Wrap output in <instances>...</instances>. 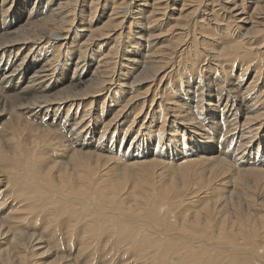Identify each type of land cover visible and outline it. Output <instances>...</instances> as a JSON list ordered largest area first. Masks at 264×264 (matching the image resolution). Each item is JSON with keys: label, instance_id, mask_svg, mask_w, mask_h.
Listing matches in <instances>:
<instances>
[{"label": "rangeland", "instance_id": "obj_1", "mask_svg": "<svg viewBox=\"0 0 264 264\" xmlns=\"http://www.w3.org/2000/svg\"><path fill=\"white\" fill-rule=\"evenodd\" d=\"M110 1L111 0H106V3ZM214 1H212V3L210 0H193L188 6H185L186 10L180 11L178 8H176V10L171 9H173V6L181 7V1L162 0V3L167 4L162 6L164 7L165 13L161 10L159 19L149 23V12H142V17L144 19L142 17L139 18V24L132 18L135 16V12H131L135 8L133 5L137 4L138 0H124L121 8L122 10L120 9L119 14L121 15L124 10H127L128 16H121L114 19V21L122 20L120 22V28L115 31H117V33H120V31L123 32L117 37H114L115 35L112 36V33H110L111 37H108L109 40L105 38L103 41H100L101 43L98 41V44L97 42L94 44H83V42L80 45V42L86 36L83 38L78 37L76 40V37L72 39L74 34L71 32V29L75 28L79 23L87 24V21L90 19V21L92 20V22H89L91 28L97 30V27L101 26L104 22V16L107 15L109 11L107 8L104 10L102 8L103 11H101V0H99L94 10L95 12L92 11L91 13L87 8L89 0H86L84 3L85 6L82 7L83 17L77 19L76 14H74L72 24L66 25L67 28L70 26L68 34H71V38L68 40V46H61L59 53L60 57L55 62L56 78L58 76L59 78L65 77V79L61 81V84L59 82L56 83V88H63L62 86L68 84V77L72 74L73 65L77 61V55L80 49H86L88 47L85 50L86 53L84 57L86 61L89 60V63H94L96 59H100L99 56L102 54L103 49L113 46L115 47L114 60L112 59V62L115 63L112 65L114 75L111 77L113 81L111 89H114L113 92L109 90L106 93L103 92V94H100L96 100L91 102V107L87 104L90 103L88 100H83L84 102L80 101L81 104L77 107L73 104L68 112L65 110L68 107V104H66L64 107H60L57 113L56 108L51 110L49 108L47 112L34 115H31L32 112L18 109V103L13 104L14 102L11 103L9 99H4L0 109V170H3L9 176L8 178L11 179L26 175L30 177V170L32 168L37 170L39 178L42 180V184L46 189L45 200L46 198H52V188L43 182L46 177L52 176L57 179L60 176L64 178L67 177L64 174L66 171L71 175L70 184L73 188H76L75 191L86 189V187H92L96 182H100L103 185L119 187L124 185L122 175L133 172V168L123 164L130 160H134L135 156H127L128 153L134 151L133 153L138 155L135 159L140 157L139 160H143L142 156L144 155L142 154L146 152V150L156 151L157 155L152 156L164 161L165 165L164 168L162 165L153 166L154 169L152 170L157 172L153 179L156 187L152 185V187L146 188L140 195L138 191L133 193L136 200H132V202H137L136 204H138L142 210L146 211L149 208L148 205H145L146 202L141 201L142 198L145 199V197L149 196L152 200L157 194L156 189H161L162 185L166 189V184H171V180H169L171 174L178 172V168L185 164L181 161L186 157V154L188 159L199 158L200 154L208 158L213 157L214 160L212 161H199L193 165L192 178L188 180V187L190 186L188 191H190V196L186 193L187 195H184L185 197L183 196V202H178L176 209L172 207L173 201L167 200L166 203H162V201L156 203L157 207L154 211L158 214V217H164V219L160 218V220H158L154 214L149 220L140 221L137 215L134 219H131L133 224L139 226L132 235L139 234L140 232H148L151 233L153 237L154 235L158 236V238L161 239L160 241H162L163 239L159 234L162 232L161 228L177 227L182 223V216L184 214L189 215L188 218L193 220L195 212H200L202 209L211 212L213 209L219 207L224 209L225 207L223 210V217L226 218V226H230V230L237 234L232 236L231 233L228 232L230 230L223 231L224 233L222 232L221 234L231 239L233 245L230 246L231 243L224 244L228 247L222 246L220 250H224L225 248L230 250L232 247L234 251L237 249V252H242L241 248L243 244H245V248L248 250H256V258L253 260L258 264H264V238L258 236L256 239L255 233L253 232V228H259L264 235V114L257 122L253 121L254 124L250 125L249 129H253L251 133H245L244 136H247L246 139L248 142L244 139V136L241 138V127L243 126L240 125L245 120L247 114L245 109L256 112L260 108V106L259 108L257 107L259 103L254 105L253 102L261 97V93L259 92L264 88V18L255 19L256 22H258L255 24V26H257L256 28L263 30H259V33H253L251 31L245 34L243 33L244 31L238 28L235 20H232L230 13L219 10L218 5L220 3H217L219 0ZM147 2L149 4L152 0H147ZM46 3V0H0V10H7L4 16H1L2 14L0 11V22L4 19L5 22H7L12 17L11 19L14 23H17V20H20V18L16 20L18 15H16V13L23 15V12L26 11L27 13V10H31V14L36 10L42 11V13L45 12L46 14L49 7ZM244 4L246 6H244L245 11L248 10L250 12L253 6L249 4L247 7L248 4L245 1L243 5ZM9 5H11L10 8H8ZM212 7L215 13L218 14V19L224 24L223 27H225V24L231 27H229L230 34L227 32L230 38L232 36L236 41H242V43L250 44L254 47L253 50L255 49L256 56H253V64L250 63V65L246 67L247 60H237L233 63L227 61L221 62L215 60L217 58L212 56L213 52L218 53L219 47L221 46V49L225 44L222 39L218 41L219 37H225H223L224 35L221 33V27H217L213 23L214 18L210 15ZM145 9L150 11L151 8L148 6L145 7ZM101 12H104L102 17L99 16ZM10 13L12 16H10ZM178 15H188V17L184 16L185 18L181 16L184 24L188 22L183 30L173 27L175 23L170 19ZM134 21L137 23L133 24ZM21 23L22 22L19 24ZM200 23L204 24V26L206 25V28L204 26L201 27ZM128 28H130V30ZM42 30L43 28H36L34 32L39 33ZM205 32H209L208 34H211V36L205 35ZM126 34L128 35L127 38ZM141 35H143V37H141ZM191 35H194L192 36L194 39ZM144 37L147 39L146 41H144ZM114 38L115 40H113ZM191 40L197 41L194 52L189 49L188 51L185 50L182 54L181 52L178 54L176 53L171 62H169L166 67L161 68L163 71L158 72V79L164 73H168L163 81L159 82V80H154L142 86H134L135 89H137L134 94L139 93V96H144L145 89L150 85V91L153 89L155 93L157 92V97L161 100L166 95L165 91H167V88L165 89V83L168 82L170 88L169 92L174 94L172 97L185 104V111L190 110L188 115L195 117L193 119L195 125L186 124V122L177 119V117H173L171 112L168 113L165 117L163 116L164 125L162 129L164 131V137L161 141L162 146L155 148V137L148 135L145 126L148 124L149 117L152 116V130H155L159 124V114H161V112L157 111L158 107L155 108L156 111H151L154 104L149 108L151 95H146L147 101L144 105L145 109L141 112L142 116L140 120L135 117V122L132 125L133 129L129 130L124 138V129L128 127V124H131L134 111L128 113V115L122 117L118 121L112 122L111 120L113 126L110 125L112 114L114 115L115 111H117L116 109L125 102L126 96L128 97L130 95L129 93L122 95V91H119V89L115 91V85H117L116 83L118 82H122L121 84L123 85L125 82L132 81L135 74L140 71L143 66L139 65V67H141H138V70H132V74L124 76L126 70L122 64H125L126 61H121L122 54H126L131 58L135 57L143 63L148 50H153L157 47H174L177 44L190 42ZM65 41L62 42L64 43ZM217 42L219 43L217 44ZM43 44L44 43L38 45L37 48L32 51L36 52L40 47H45ZM108 48H106V50ZM182 48H184V46ZM194 54L196 57L197 54H199V58H195ZM51 56L52 54L50 51L46 52L45 55L43 50L41 53L39 52L36 54L37 60L49 59ZM224 59L228 60L227 58ZM192 60H196V63L192 65L191 69L190 61ZM256 65L260 66L257 75L254 74L257 68ZM242 68L246 69L243 71ZM184 72L187 74H184ZM75 73L73 72V74ZM153 73V70L148 71L146 76H152ZM28 74L26 76H28ZM110 76H112V74ZM88 77L89 75L86 78ZM153 78H155V76ZM22 81H26L24 76L21 78V82ZM120 87L125 89V87ZM6 89L7 88L4 87L0 91H3L2 93L5 94ZM150 91L148 93H150ZM176 95L179 96L177 97ZM104 97V102H101ZM255 97H257V99ZM146 99L144 96V98H140L136 104ZM133 105L131 107H133ZM141 105V103L138 104L136 109ZM83 110L86 111L83 112ZM250 111H248V113ZM82 112L86 113L85 116L87 117L84 116L85 118L82 119ZM146 114L148 115L147 118H145ZM80 118L82 119L81 121ZM142 122L143 126L140 129L141 132H139V135L137 134L135 136L136 133L134 131ZM260 123L261 125H259ZM83 124H86V128H83ZM247 129L248 128H246L245 131ZM122 139L124 140L121 142ZM182 140H185V143H183ZM74 141H78L79 143L83 142L82 145L84 147L76 146L74 148L78 151L72 153L71 143ZM132 141L133 143L129 146V143ZM86 144L87 147H85ZM96 153L112 156V159L106 161L103 157H97ZM75 160L84 162L90 169H96L97 174H91L93 180L90 181V174L87 172V169L73 164ZM215 161L219 162L214 164ZM177 163L180 164L177 165ZM160 172L162 173L159 174L160 177H158L157 174ZM5 183H7L9 187L12 184L10 180L5 181ZM5 187L6 184L2 185L0 190H3ZM126 188L129 187L126 186ZM11 190L12 187L9 188V191ZM127 191H131L130 188ZM4 193H6V190H4ZM194 194L201 197L202 195L205 196L202 198L198 196V199ZM178 197L180 196H173L171 199L176 200ZM187 197H191L192 201L189 202V200H186ZM193 201L196 202L193 203ZM91 206V209H95L94 204L91 203ZM167 211L169 213H167ZM46 212H48L47 209L43 211L38 221H29L20 228L27 232H37L41 236L44 235L42 239L44 243H48L52 247V254L39 259L32 256L31 250H25V264H51V260L56 255H70V258L75 260L73 264H143L139 263L137 260L133 261L134 257H132L131 252L126 250L125 244L120 245L119 250L115 251L116 249L111 245L115 237H107L106 234L100 238L99 242H92L89 238L86 240V244H82L83 240L85 241L86 237H88L89 230L85 228V231L87 230L85 232L80 225L73 227L74 230H72V233L76 238L70 241L69 229L73 223L75 224L74 219L71 217L58 215L56 217L57 230L55 231L56 233H53L54 223H48V219L51 220V217L47 216ZM168 214H170V216ZM179 216V221L176 224H172V222L178 220ZM200 216L197 225H194L193 222L191 225H185V232L169 236L167 240L176 244H183L185 247L190 248L192 244H200V242H194L192 238L197 235L202 236L200 232L201 229H203L206 232V239L215 241V236L219 234V231L214 229L215 222H213V219L209 220V218L204 220L205 217H212L211 213L209 215L205 214ZM125 217L124 214L120 215L121 220H125ZM242 224L243 226L240 228ZM237 226H239L240 231L239 229L236 230ZM155 227H159L160 232L153 234ZM78 235L80 236L78 237ZM251 237L254 238V241L253 243H248ZM189 239L192 241V244L191 241L187 243L184 242ZM79 246H82L80 250L83 249V253H77ZM3 247H5V244L0 243V249ZM243 256H245V254H240L237 257L242 258ZM196 258L198 261L213 260L216 259V252L206 247H199Z\"/></svg>", "mask_w": 264, "mask_h": 264}, {"label": "bare ground", "instance_id": "obj_2", "mask_svg": "<svg viewBox=\"0 0 264 264\" xmlns=\"http://www.w3.org/2000/svg\"><path fill=\"white\" fill-rule=\"evenodd\" d=\"M179 1L182 2L180 3L182 4L181 7L173 6L172 7L173 9L171 8L170 9L176 10V8H178L180 11L184 10L185 6H188V4H190L193 0H179ZM205 1H208V0H205ZM210 1L212 2L214 0H210ZM244 1L247 2L248 4L247 7L249 6V4L250 6H253L250 12L248 10L245 11V8H244L245 4L243 5ZM244 1L243 0H240V1L238 0H219V2L217 1V3L218 4L220 3V4L219 5L217 4V5H218L219 10H222L225 13L226 11L230 13L232 20L233 19L235 20L238 28L244 31L243 33L248 34L251 31L253 33L254 32L259 33L260 32L259 30H263V29L256 28L257 26H255V24L258 22H256L255 19L264 18V0H244ZM46 2H47L46 5L49 6L46 14L45 12L42 13V11H39V10H36L35 12L31 14V10L30 11L27 10V13L26 11H24L23 15L16 13V15L18 14L16 17V20L20 18V20H17L18 24L14 23V21L11 19L12 17L7 22H5V19L0 22V90H2L4 87L7 88L5 94L2 93L3 91L2 92L0 91V109H1V104L4 102V99H9L11 103L14 102L13 104L18 103V106H17L18 109H24L27 112H32L31 115L40 114L42 112L43 113L47 112V109L49 108L50 110L56 108V113H57L59 108L64 107V105L66 104H68L67 105L68 107L66 106L67 108L65 110L68 112V110L73 106V104L77 107L81 104L80 101L88 100L90 103H87V104L90 106L91 102L93 100H96L97 97L100 96V94H103V92L106 93L109 90L110 92H113L114 90V89H111L112 82H113L111 80V77H113L114 75L112 65L115 64L112 62V59L115 55V51H114L115 47L113 46L109 48L106 47L108 48L107 50L106 48L103 49L102 54L100 55L101 57L99 56L100 59H96L94 63H89V60L86 61L84 57L86 53L85 50L88 47L86 49L85 48L80 49V52L77 55V61L73 65L74 68L72 69L73 70L72 74L71 76L68 77V80H67L68 84L65 86H62L63 88L61 87L56 88L57 86L56 83L59 82L61 84V81L65 79V77H62V76H61L62 78H59L58 76L56 78L55 62L60 57L59 53H60L61 46H66V45L68 46V40L71 38V34H68L70 30L69 28L70 26L67 28L66 25L72 24L74 14H76L77 19H80L83 17L82 7L85 6L84 3L86 2V0H58V1L46 0ZM98 3H99V0H89V4H87L88 5L87 8L89 9V12L91 13L92 11L95 12L94 10L96 6L98 5ZM123 3H124V0H111L109 3H106V0H101V3H100L101 11H103L106 8L107 10H109L107 15L104 16L105 17L104 22L103 23L101 22L102 24L101 26L97 27L98 28L97 30H94L91 28V24L89 22H92V20L90 21V19L89 21H87V24L79 23V25L71 29V32H73L74 34L72 39L76 37L75 38L76 40L78 37L83 38L84 36H86L80 42V45L83 42H84L83 44H87V43L94 44L95 42H97L98 44V41L100 42V41H103L105 38L108 39L109 36L111 37L110 33H112V36L115 35L114 37H117L118 35H120L123 31H120V33L119 32L117 33V31L115 30L120 28L119 26L122 20L114 21V19L119 18L121 16L123 17L128 16L127 10H124L122 12L123 14L121 15L119 14L120 9L123 6ZM165 4L162 3V0H152V2H150L149 4L147 0H138V3L133 5L135 8L131 12H135L134 13L135 16L133 15L134 17L132 18L135 19L139 23V20H140L139 18L143 16L142 12H149L148 16L150 20L148 22L149 23L155 22L157 19H159V16L161 15V10H163L165 13L164 7H162ZM172 5H175V4H172ZM10 6L11 5H9L8 8H10ZM148 6L151 8L150 11L145 9V7H148ZM0 11L2 14L1 16H4L7 10L1 9ZM102 14H104V12H101L99 16L102 17ZM210 15H212L214 18V21H213L214 25H216L217 27H221L220 28L221 33L222 35H224L223 37H225V38L219 37L218 41L222 39L224 40L223 42L225 44L223 45L221 49H220L221 46L219 47L217 45L219 47L218 53L213 52L212 56L217 58L215 60L221 61V62L227 61V62L233 63L237 60H247L246 67H248L250 63H252L253 56H256V52L254 51L255 49L253 50L254 47H252L250 44L242 43V41H236L234 37L232 38V36L230 38L227 33L230 30L229 29L230 26L225 24V27H223L224 24L221 22L220 19H218V14L215 13V11L213 10V7H212V11ZM10 16H12L11 13H10ZM181 16L182 15L173 16L170 19H172L175 23L173 27H175L176 29L183 30L185 29L184 27H186L188 22L184 24L182 17H184L185 15L182 17ZM185 17H188V15ZM136 21H134L133 24L137 23ZM20 22L22 23L19 24ZM202 23H200L201 27L204 26V24ZM36 28H39V29L43 28V30L40 31L39 33H35L34 30H36ZM130 28L128 29L130 30ZM208 33L209 32H205V35L211 36V34H208ZM192 36L194 35H191V37ZM127 37L128 35L126 36V38ZM141 37H143V35H141ZM113 40H115V38ZM146 40L147 39H145L144 37V41ZM62 41H65V42L63 43ZM196 42L197 41L195 40H191L190 42H186V43L184 42V43L177 44L174 47H170V46L166 48L157 47L156 49L148 50V53L145 56V59L143 60V63L142 61H140L139 59L135 57L131 58L126 54H122L121 61L122 60L126 61L125 64L124 63L122 64V66L125 67V70H126L124 76H127V74L128 75L132 74L131 73L132 70H138L139 65L143 66L142 69L135 74L132 81L123 83L124 86L121 84L122 82L120 83L118 82L116 83L117 85H115V91L119 89V91H122L121 92L122 95H125V93H129L130 95L128 97L126 96L125 102L118 109H116L117 111H115L114 115L112 114L110 122L111 120L112 122L118 121L122 117L128 115V113H132L134 111L131 124H128V127L124 129V133H123L124 138H125L126 133L129 130L133 129L132 125L135 122V119H136L135 117H137L140 120V117L142 116L141 112L142 110L145 109L144 105H145V102L147 101L146 95H151V98L149 100L150 101L149 108H151V106L154 104V107L151 111L152 112L153 110L156 111L155 108L158 107L157 111L161 112V114H159L160 116L159 124L155 130H152L153 129V125H151L152 116L149 117V121L147 122L148 124L146 126L144 125L146 131L148 132V135H150L151 137H155V141H154L155 146H156L155 148L162 146L161 141H162V138L164 137V134H163L164 131L162 129V126L164 125L163 118L168 113L171 112L173 114L172 115L173 117H177V119L182 120L183 122H186V124H189L192 126L195 125L193 123V119L195 117L192 115H188L190 113L189 112L190 110L185 111L184 110L185 104L181 102L180 100H175L172 97L174 94L172 92L171 93L169 92L170 88H169L168 82L165 83L166 85L165 89L167 88V91H165L166 95L163 98L161 95V98H162L161 100H159V97H157L158 95L157 92L155 93L153 89L150 91L151 88H150V85H148V87L145 89V92H144L145 94L144 96L146 100H141L137 104L136 102H138L140 98L143 99L144 96L143 95L139 96V93L134 94V92H136L137 90L135 89L134 86H142L154 80L155 81L159 80V82L163 81V79L165 78V76L168 75V73H164L158 79V76H159L158 72L163 71L161 70V68L166 67V65L169 64V62H171V60L175 57L176 53L178 54L179 52H181L182 54L185 52V50L188 51L189 49L192 52H194V49H196ZM42 43H44L43 45L45 47H40L39 50H37L36 52L32 51L33 49L35 50V48H37V46ZM218 43L219 42H217V44ZM183 46L184 48H182ZM42 50L45 55H46V52L50 51L52 56L49 59H47L46 57H42L46 59L37 60L38 56L36 57V54L39 52L41 53ZM214 50H217V49H214ZM194 56L197 59L199 58V54H197V57L195 54ZM224 58H227L228 60H225ZM190 63H191V69H192V65L196 63V60L195 61L192 60L190 61ZM256 66L257 68L254 73L255 75H257V73L260 70L259 69L260 66L258 65ZM245 69L246 68H242L243 71ZM152 70L154 72L152 76H148V75L146 76L147 72L152 71ZM73 72L74 73L76 72V73L73 74ZM27 74L28 76H26ZM111 74L112 76H110ZM184 74H187V73L184 72ZM88 75L89 77L86 78ZM23 76L25 77L26 81L21 82V78ZM154 76L155 78H153ZM120 86L125 87V89H122ZM149 91L150 93H148ZM259 93H261V97L258 99L257 97H255L257 100L253 102L254 105L259 103L258 106L256 105L258 108L260 106L259 110H257L256 112L255 111L253 112V111H250V109L249 110L245 109V111H247V114L245 116V120L240 124L241 126H243L241 127V130H242L241 138L245 135V133H251L253 129H249L250 125L254 124L253 121L257 122L264 114L263 112L264 111V88ZM176 96L178 97L179 95H176ZM104 100H105V97L103 98L101 102H104ZM140 103L142 105L139 106L138 109H136V106ZM132 105L133 107H131ZM256 106L254 107L257 108ZM85 111L83 110V112ZM248 111L250 112L248 113ZM147 114L145 118H147L148 116ZM85 115L86 113H83L81 115L82 116L81 118L83 119L87 117ZM81 118H80V121L82 120ZM112 122L110 123V125L113 124ZM143 122L140 123L137 129L134 131L136 133L135 136L137 134L139 135V132H141L140 129L143 126ZM83 125H84L83 128L84 127L86 128V124H83ZM259 125H261V123ZM246 128L248 129L245 131ZM81 132H82V129H81ZM246 138L247 136H244V139ZM123 140L124 139H122L121 142ZM182 142L185 143V140H182ZM82 143H79L78 141L72 142L71 143L72 153L77 152L78 150L75 149L74 147L83 146ZM132 143L133 141L129 143V146ZM85 147H87V144L85 145ZM133 152L128 153L127 156H132V157L135 156L134 160H130L128 162L123 163L126 166L133 168L132 173H125L122 175L124 185L118 187V186H111V185H103L100 182H96L92 187H89V188L86 187V189L75 191L76 188H73L72 185L70 184L71 175L65 171L64 174L67 177L62 178L59 176L56 179L51 176V177L44 178L43 182L52 188V198H46L45 200H44V197L46 195V189L42 184V180L39 178L37 170L32 168L30 170L31 171L30 177L26 175L23 177H15L14 179L8 178L9 176L3 170H0V187L6 184V187L3 190H0V243L5 244V247L0 249V264H25L24 256L27 250H31L30 252H32L31 253L32 256H35L36 258H39V259L45 258L46 256L52 254V251H51L52 247L48 243H44L42 239L44 235L41 236L37 232H29V231L27 232L20 228L29 221L30 222L38 221V219L40 218L41 214L43 213L45 209H47L48 211L46 212V215L51 217V220L48 219V223L49 224L54 223L53 233H56L55 231L57 230L56 229L57 228L56 217L58 215H65V216L71 217L74 219L75 224L73 223V225H71L69 229L70 241H73L76 238L74 237L72 233V230H74L73 227H77V225L78 226L80 225L81 228L84 229V231H85V228L89 230L88 237H86L85 241L82 239L83 240L82 244L83 243L86 244L87 243L86 240H88L89 238L92 242L94 241L95 243L99 242L100 238H102L103 235L106 234L107 237H115V239L113 238L114 242L111 244L116 249V250L114 249L115 251L119 250L120 245L125 244L126 250L128 252H131L132 257H134L133 261L137 260L139 263H143V264H258L256 261L253 260L254 258H256V250L254 248H253L254 250L252 251L248 250L247 248H245L246 247L245 244H243V247L241 248L242 252H237L236 248H235L236 251H234L233 250L234 248L232 247H231L232 250L231 249L229 250L227 248H225L224 250H220L222 246L224 247L226 246L224 244L231 243L230 246L233 245V242L231 239H229L224 234H221L223 231L231 229L230 226H226V221H225L226 218L223 217V210L225 209V207L224 209L220 207L217 209H213L211 210V212H208L205 209L204 210L202 209L200 212H195L193 220L188 218L189 215L184 214L182 216V219H183L182 223H180L177 227L161 228L162 232L159 231V227H155L154 228L155 231L153 232V234L160 232L159 234L163 239L162 241H160L161 239H159L158 236L154 235L153 237L152 234L148 232L147 233L140 232L139 234L132 235V233L136 231L139 228V226L133 224V221L131 219H134L137 215L140 221L149 220L152 218L153 214L156 216L158 220H160V218L164 219V217H158V214L154 211L155 208L157 207L156 203H160L159 201H162V203H166L167 200L171 202L173 201L172 207L176 209L178 202L179 203L183 202L184 197L190 192L188 191L190 187V186L188 187V180L189 178H192L193 165H195L199 161L208 162V161L214 160L213 157L208 158V157H204L201 154L199 158L196 157L197 159L196 158L188 159L187 154H186V157L184 158L185 160L183 159L181 161L182 163H185V164L178 168V172L171 174V178L169 179L171 180L170 181L171 184L170 185L168 183L166 184L167 190L162 185L161 189L159 190L156 189L157 194L155 197H153L152 200L149 198V196L145 197V199L142 198L141 201L146 202L145 205H148V208H149L148 210L144 211L141 209V207L138 204H136L137 202L136 203L132 202V200L134 201L136 200L133 193L135 191H138L140 195L145 191L146 188L152 187V185L156 187L155 183L153 182V179H154V175L157 172L152 170L154 169L153 166L162 165V167L164 168L165 165H164V161L159 160L158 158L154 157L157 155L156 151L154 152V151L146 150V152L144 153L141 151L143 153L142 155H144L142 156L143 160H139L140 157H138V159H135L138 155L134 154ZM96 156L99 158L103 157V159H105L106 161L108 159H112V156L103 155L101 153H96ZM200 158H203V159H200ZM115 162L119 163L118 161H115ZM218 162L219 161H215L214 164ZM180 163H177V165ZM73 164L75 166H81L87 169V172L90 174V181L93 180V178L91 177V174H97V171L95 168L90 169V167L82 161L75 160ZM161 173L162 172L157 174L158 177H160L159 174ZM82 177H83V174H82ZM8 180H10L12 183V184L10 183L11 184L10 187H12L11 191H9L10 187L8 186V184L5 183V181H8ZM126 186L129 187L131 191H127L129 190V188H126ZM4 190H6L7 194L4 193ZM177 195H179L180 197H178L176 200L171 199L173 196H177ZM196 196L198 198L199 195H195V197ZM204 196L205 195H202V197ZM200 197L201 196H199V198ZM186 200H189V202H191L192 198L187 197ZM196 201H193V203ZM91 203L94 204L95 209H91L92 208ZM160 212H161V209H160ZM160 212H159V215H160ZM167 213L169 212L167 211ZM210 213L212 217H205L204 220H206V218H209V220L213 219V222H215L214 229L219 231V234H217L214 238L215 241L206 239V232L203 229H201V232H200L202 233V236L197 235L192 238L194 242L196 243L200 242L199 245H193L190 239L184 241L185 243L191 241L192 246L190 248L185 247L183 244H176L170 240H167L168 239L167 237L169 236L176 235V234H182L183 232H185V225H191L192 222L194 225H197L201 217L200 215H205V214L209 215ZM122 214L126 216L125 220L120 219V215ZM168 215L170 216V214ZM180 216L178 217V220L174 221L175 223L172 222V224H176L179 221ZM33 226H36V225H33ZM242 226L243 224L240 226V228ZM240 228L239 226H237L236 230L239 229L240 231ZM228 232H230L232 236H235V234H237V233H234L232 230ZM253 232L255 233L256 239L258 236L264 238V235L259 228H253ZM79 236L80 235H78V237ZM253 241H254V238L251 237L250 242L248 243H253ZM81 247L82 246H79L77 253H83L82 251L83 249L80 250ZM199 247H206L208 249L214 250L216 252V259L198 261L196 258V253ZM240 254L242 255L245 254V256H243L242 258H238L237 256ZM74 262L75 260H72V258H70V255H66V256L56 255L51 260V264H55V263L73 264ZM263 263H264V259H263Z\"/></svg>", "mask_w": 264, "mask_h": 264}]
</instances>
